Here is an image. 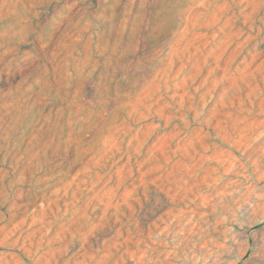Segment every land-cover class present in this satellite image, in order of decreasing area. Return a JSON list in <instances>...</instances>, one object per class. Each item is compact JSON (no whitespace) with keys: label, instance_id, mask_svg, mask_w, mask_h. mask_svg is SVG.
<instances>
[{"label":"rangeland","instance_id":"rangeland-1","mask_svg":"<svg viewBox=\"0 0 264 264\" xmlns=\"http://www.w3.org/2000/svg\"><path fill=\"white\" fill-rule=\"evenodd\" d=\"M0 264H264V0H0Z\"/></svg>","mask_w":264,"mask_h":264}]
</instances>
